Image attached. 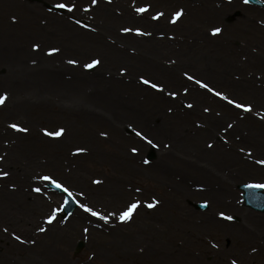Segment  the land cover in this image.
<instances>
[{
  "label": "rangeland",
  "instance_id": "obj_1",
  "mask_svg": "<svg viewBox=\"0 0 264 264\" xmlns=\"http://www.w3.org/2000/svg\"><path fill=\"white\" fill-rule=\"evenodd\" d=\"M60 2L68 0H0V95L8 97L0 107V169L9 173L0 178V264H214L219 250L192 256L209 238L241 264L252 255L250 264H264V214L245 207L238 190L264 184L257 163L264 159V9L244 0H99L84 12L90 0H75L77 11L69 13ZM143 6L149 11L135 12ZM157 12L164 15L152 19ZM217 27L222 32L213 35ZM54 47L59 53L48 55ZM93 59L100 65L85 68ZM185 72L253 111L226 104ZM60 128L62 137L45 135ZM81 147L87 151L75 154ZM49 174L79 205L104 213L135 200L141 207L130 222L113 217L106 224L79 206L49 225L52 209L64 203L39 179ZM153 198L160 203L149 209ZM206 202V211L194 207ZM255 223L261 238L243 233L236 245L234 230Z\"/></svg>",
  "mask_w": 264,
  "mask_h": 264
},
{
  "label": "snow or ice",
  "instance_id": "obj_2",
  "mask_svg": "<svg viewBox=\"0 0 264 264\" xmlns=\"http://www.w3.org/2000/svg\"><path fill=\"white\" fill-rule=\"evenodd\" d=\"M98 2H99V0H90V4L87 6H84L82 8V11L91 12L93 10V8L98 5ZM108 2L111 3V0H108ZM249 2H250V0H244L245 4H247ZM257 2H260V0H257ZM56 7L58 9L65 10L69 13H74L77 11V4H76L75 0H68V2L57 3ZM148 11H149V6H143V7H136L135 8V12L138 14H144ZM163 15H164L163 12H157L156 15L152 17V19L159 20ZM182 15H183L182 9L179 11H176L173 14V18H172L171 22L176 23L177 20ZM75 22L78 25H81L82 27L90 28V25L82 24L80 20H76ZM92 30L94 31L95 29H92ZM121 31L126 33V34L132 33L134 31L135 34L138 36L150 35V33H145L144 31H142L139 28L133 29L130 27H124L121 29ZM221 32H222V29L219 27L214 28L212 30L213 35H218ZM34 47L37 50H39L40 46L34 45ZM59 51H60L59 48H55V47L51 48L48 52V55L51 56V55L57 54V53H59ZM68 63L72 64V65H76L78 63V61L69 60ZM100 63H101V61L99 59H93V60H91L90 63L85 64L84 67L87 69H92L96 66H99ZM121 71H122V73L126 72V69H122ZM184 76L186 77L187 80L192 81L200 89H204L208 93H211L213 96L217 97L221 101L226 102V104L231 105L232 107H234L236 109H240L244 113H250L253 111V105L252 104L244 103L242 101H238L237 99L232 98L229 95L225 94L223 91L217 90L214 86H211L209 83L203 81L202 79H199L193 75H189L187 72L184 73ZM140 81H141V83L148 85L150 88H152L158 92L164 91V87L162 85H160L156 82H152L151 80L146 79L143 76L140 77ZM183 91H184V94L187 95L189 90L187 87H185ZM169 95L172 96L173 98H175L178 95V93L173 91V92H169ZM7 99H8L7 94L0 95V107H2L5 104ZM186 107L191 109L193 107V105L191 103H188L186 105ZM204 111L207 112V111H209V109L205 108ZM257 115H259V113H257ZM262 118H264V117H262ZM9 127L12 128L13 130L17 131V132L26 133L28 131V129L26 127H21L20 125H18L16 123L10 124ZM227 128H232V124H228ZM64 132H65V129H63V128H60L58 131H54V132H49V131L45 130V135L53 137V138H59V137H62L64 135ZM101 135L106 137L107 133H101ZM136 135L140 136L149 145L154 143L151 139H149L146 135H144L141 132H137ZM208 147H212V145L209 144ZM86 151H87V149H85V148H82V147L77 148L75 154L79 155V154L85 153ZM241 151H243V149H241ZM132 152L137 153L138 149L133 148ZM249 155H250V153H249ZM3 159H4V157L0 156V161H2ZM145 163H147V161H145ZM257 163L264 165V159L258 160ZM8 175H9V173L7 171H3L2 169H0V178H7ZM39 179H41V180L47 182L48 184L54 186L56 189L61 190L63 193H65L67 195L68 198L75 199L74 193L67 186H65L64 183H62L58 178L54 177L53 175H50V174L49 175H43V176L39 177ZM93 183L100 184L101 181L95 180V181H93ZM12 187L14 188L15 185H13ZM252 187H264V184L252 185ZM32 190L34 192H36L37 194H41L43 191L41 187H35ZM137 191H139V189H137ZM80 195L83 196L84 193L81 192ZM159 203L160 202L158 200L153 198L152 202L146 204V207L149 209H152V208H155ZM79 206H80V208L83 209L84 212L90 214V216H92V217H95L97 220L103 221L106 224L109 223L113 217L118 219L121 223H126V222H130L133 219L134 214L138 212V210L141 207V201L135 200V201L129 202L122 210L110 211L108 213H104L102 211H97L93 207L89 206L88 204H84V203H81ZM205 206H207V202L205 203ZM60 211H61L60 208L52 209L51 214L48 215L45 222L47 224L51 225L57 219V215L60 213ZM219 216L222 219L229 220V221L233 219L232 216H228L224 212H220ZM3 231L7 232L8 229L4 228ZM38 231L39 232H45L46 229L44 227H39ZM85 232H87V229H85ZM15 239L17 241H20L21 243L24 242L19 235H16ZM33 243H35V241H33ZM253 251H255V249H253ZM232 264H237V262L235 260H233Z\"/></svg>",
  "mask_w": 264,
  "mask_h": 264
},
{
  "label": "bare ground",
  "instance_id": "obj_3",
  "mask_svg": "<svg viewBox=\"0 0 264 264\" xmlns=\"http://www.w3.org/2000/svg\"><path fill=\"white\" fill-rule=\"evenodd\" d=\"M234 206H236V205H234ZM79 217H80V213L78 214L77 218H79ZM88 220H89V222L93 223V225L91 224V226H94L96 228H98V227H104L103 224H100L98 221H95V219H88ZM205 229L207 230V228H205ZM243 233L246 234V235H248L249 237H258L263 232H260L259 231V229L256 227V223L255 224H252V225H250V224H247V225L244 224V225L240 226L239 230H234V232L232 233L233 238H234V243L236 245H239L240 244V234H243ZM260 238H261V236H260ZM205 244H206L205 245V247H206L205 250H202V251L195 250V252H194V254L192 256H195L197 253H200V255L204 258V257H206L212 251L210 249H215V250H219V251L217 253H214L213 254L212 261L215 262L214 264H232V261L235 260L234 257H233V254L231 252H228L225 249H220L217 246L213 245L210 242V238L207 239V241L205 242ZM241 253L243 254V252H241ZM240 256H242V255L240 254ZM132 257H136V256H132ZM241 260L244 262V264H250L251 261L254 260V255L248 256V258H244L242 256L241 257ZM204 262H208V261L205 260ZM236 262H237V264H241L238 261H236ZM253 262L256 263L255 261H253ZM200 264H206V263H200ZM209 264H211V262H209Z\"/></svg>",
  "mask_w": 264,
  "mask_h": 264
},
{
  "label": "water",
  "instance_id": "obj_4",
  "mask_svg": "<svg viewBox=\"0 0 264 264\" xmlns=\"http://www.w3.org/2000/svg\"><path fill=\"white\" fill-rule=\"evenodd\" d=\"M249 3L264 7V4L261 1L257 2V0H250ZM241 189L245 191L244 198L246 200L247 205L257 211L264 212V194L262 193L261 189L249 186L241 187ZM74 208L75 205L72 203L71 200H68L64 211L69 214L74 210ZM82 247L83 244H80L79 249H81Z\"/></svg>",
  "mask_w": 264,
  "mask_h": 264
}]
</instances>
